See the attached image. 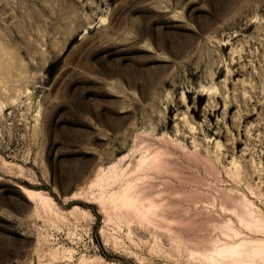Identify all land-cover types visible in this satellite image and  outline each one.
<instances>
[{
  "label": "rangeland",
  "instance_id": "obj_1",
  "mask_svg": "<svg viewBox=\"0 0 264 264\" xmlns=\"http://www.w3.org/2000/svg\"><path fill=\"white\" fill-rule=\"evenodd\" d=\"M255 217L264 0H0V264H236Z\"/></svg>",
  "mask_w": 264,
  "mask_h": 264
},
{
  "label": "bare ground",
  "instance_id": "obj_2",
  "mask_svg": "<svg viewBox=\"0 0 264 264\" xmlns=\"http://www.w3.org/2000/svg\"><path fill=\"white\" fill-rule=\"evenodd\" d=\"M21 189H22V192L26 195V197L29 200L34 201L35 203L38 202L41 204H45V202L49 200V202H51L53 205H56V202L54 201V199L51 196H49V197L44 196V193L41 190H36V189L28 188L25 186H22ZM46 206H47V204H46ZM56 210H54V212ZM76 210L86 211L84 208H81L78 205H74L69 211L72 215L73 212ZM50 211H51V209H50ZM75 218L79 219V216L75 215ZM254 221H255V229L264 230V225L259 222V218L255 217ZM247 243H249V241L247 242L245 240H242V241L237 242L235 244H232L229 246H223L219 249H216L215 253L221 259L220 263H222L223 259H231V260H234V263H236V264H253L251 262L245 261V259H247V258L251 259L253 257L258 258L259 263H260V261L264 262V239L263 240H257L255 242L254 241L250 242L251 243L250 246H248ZM246 247H247V249H246ZM64 251L71 252L72 250L67 248ZM56 256H54V257H56ZM63 256L66 257V255H63ZM79 261L82 264H116L113 262L103 261V259L101 257H98V256L86 257V256L82 255L80 257Z\"/></svg>",
  "mask_w": 264,
  "mask_h": 264
}]
</instances>
